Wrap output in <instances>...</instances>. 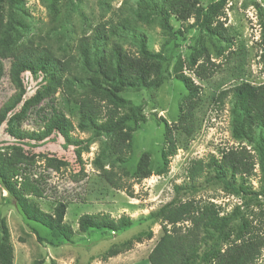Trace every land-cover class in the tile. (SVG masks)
Returning <instances> with one entry per match:
<instances>
[{"label":"trees","instance_id":"obj_1","mask_svg":"<svg viewBox=\"0 0 264 264\" xmlns=\"http://www.w3.org/2000/svg\"><path fill=\"white\" fill-rule=\"evenodd\" d=\"M22 1L0 0V80L4 75L3 61L9 60L8 76L15 90L0 107V131L11 141L0 148V188L7 192L27 219L42 224L56 237L70 240L74 231L64 222L67 201L56 200L52 212L41 209L34 198L46 196V185L42 176L33 177L31 169L35 156L27 153L23 145L36 147L48 141L62 140L63 144L74 147L80 162V153L87 149V140L72 136V120L56 107L42 117V128L37 131L22 130L21 123L42 99H51L59 88L63 89L68 97L67 103L72 101L76 106L78 129L92 130L94 134L106 137L100 154L93 160L101 176L111 187L126 190L131 195L129 179L140 181L153 173L149 152L140 155L132 173L123 168L116 169V166L125 165L132 154L134 129L130 123L137 124L148 118L142 113L140 105L132 104L119 93L128 88H158L169 74L171 59L163 53L149 51L143 34L134 37L138 47L135 53L123 51L115 38L127 29H135L139 23L151 24L153 21H157L169 36L181 34V28L173 31L170 24L173 15L182 23L193 18V23L186 26L196 25L210 36L227 42L230 40L227 29L216 17L226 0H216L205 7L199 0H134L133 5L132 0H123L113 16L96 24L89 35L78 39L75 53L57 52L51 43L43 39H23V21L13 15V8L20 6ZM54 4L51 3V9L55 8ZM5 5H8L7 10ZM215 21L217 23L213 26ZM202 53L204 51L193 47L191 64L195 66V73L206 79L215 72V64L210 61L208 53H204L202 61L197 63ZM174 70L177 74L176 66ZM25 74L40 78L43 86L27 98ZM177 76L187 93L174 126L189 136L195 129L194 110L200 101V87L187 75ZM229 95L234 97L233 134L236 138L256 143L263 168L264 84L241 83L224 89L219 92L217 103L222 105ZM153 118L160 125V119ZM176 149L172 129L164 122L161 165L156 174L167 173L169 158ZM244 157L247 158L241 151H232L220 160L211 157L205 166H212L213 178L221 182L226 190L242 193L244 187L234 181L236 175L242 180L239 174H248L252 169L251 163ZM104 161L108 168L104 167ZM66 165L65 160L50 156L45 159L44 166L60 171ZM202 171L203 162L193 161L188 168L189 181H195ZM183 188L190 191L194 185L174 186L176 190ZM237 214L236 210L221 215L212 202L173 199L165 203L151 214L160 220L163 233L148 254L149 263L254 264L264 247V234L245 220L234 229L232 222ZM77 223L81 232L101 230L103 235L109 236L130 226L132 220L125 215L114 219L106 213H84ZM151 237L152 231L141 232L125 243L109 248L101 258L107 260L131 249L134 242ZM37 239L44 240L38 233ZM223 243H226L224 248ZM0 264H13V248L4 222L0 224Z\"/></svg>","mask_w":264,"mask_h":264},{"label":"rangeland","instance_id":"obj_2","mask_svg":"<svg viewBox=\"0 0 264 264\" xmlns=\"http://www.w3.org/2000/svg\"><path fill=\"white\" fill-rule=\"evenodd\" d=\"M214 1L216 0H199L204 7ZM122 2L123 0H23L20 6L13 8V15L23 21V39H43L51 43L57 52L64 50L75 53L78 39L89 35L96 24L113 16ZM51 3H55V8H50ZM7 9L8 5H5V10ZM216 17L227 29L230 38L227 42L210 36L196 25L186 26L193 23V18L182 23L173 15L170 24L173 31L181 28V34L169 36L157 21H153L151 24L139 23L135 29H127L115 38L123 51L135 53L138 47L134 37L143 34L149 51L163 53L171 59L169 74L158 88H128L119 93L132 104L140 105L142 113L148 118L137 124L130 123L134 129L132 154L125 165L116 166V169L123 168L132 173L140 155L149 152L153 173L140 181L129 179L131 195L126 190L111 187L101 176L93 160L100 154L106 137L96 135L92 130L78 129L76 106L72 101L67 103L68 97L63 89L59 88L53 98L42 99L30 110L27 119L21 123L22 130L41 129L42 117L50 114L52 108L56 107L72 120V136L87 140V149L81 151L79 162L74 147L63 144L62 140L54 143L48 141L36 147L23 145L27 153L35 156L31 169L33 177L42 176L46 185V196L34 200L46 212H52L56 200L67 201L64 222L73 229L74 235L70 240L56 237L42 224L27 219L7 192L0 188V224L4 222L9 233L13 264H150L148 254L163 233L160 220L151 214L173 199L212 202L221 215L237 210L238 214L232 222L234 229L245 220L264 234V167L261 165L260 154L254 141L239 139L233 134L234 97L229 95L222 105L216 101L220 91L235 85L264 84V0H226ZM216 23L215 21L213 26ZM193 47L208 53L210 61L215 64V72L206 79H201L195 73V66L191 64ZM204 53L197 63L202 61ZM3 62L0 107L15 92L8 76L9 60ZM175 66L178 75H187L200 87V101L194 110L195 129L189 136L176 130L174 126L179 107L184 104L187 93L174 70ZM25 76L27 98L43 86L40 78ZM153 117L160 119V125L155 123ZM164 122L172 129L177 149L169 158L167 173L159 175L155 171L161 165ZM10 142L0 131V148L6 147ZM232 151H241L252 166L248 174H239L242 175V180L236 175L234 182L242 184V193L226 190L221 182L213 178L212 166H205L211 157L220 160L223 155ZM50 156L65 160L66 167L60 171L46 168L45 159ZM195 160L203 162V171L191 182L188 168ZM104 167L108 168L105 161ZM188 184L194 185L190 191H185V188L174 189L176 185L185 187ZM84 213H106L114 219L125 215L130 217L132 224L109 236L103 235L101 230L81 232L77 222ZM148 230L152 231L150 239L134 242L128 251L102 260V255L109 248L121 245ZM37 233L43 241L37 239ZM225 244L223 243V248ZM254 264H264V247Z\"/></svg>","mask_w":264,"mask_h":264}]
</instances>
